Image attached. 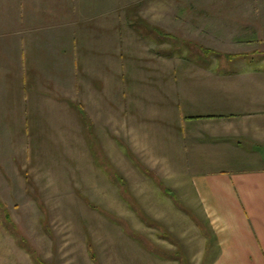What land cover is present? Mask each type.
Wrapping results in <instances>:
<instances>
[{
	"label": "crops",
	"instance_id": "0c3cea01",
	"mask_svg": "<svg viewBox=\"0 0 264 264\" xmlns=\"http://www.w3.org/2000/svg\"><path fill=\"white\" fill-rule=\"evenodd\" d=\"M63 2L58 20L54 0H0V218L6 214L13 221L16 215L17 228L0 224L3 237L31 264H50L25 234L20 215H41L53 248L51 216L69 215L67 206L57 213L53 196L64 203L74 194L87 212L111 226L114 259L264 264V33L253 32L264 28V5L236 10L260 12L253 19L232 15L222 25L206 26L240 29L230 37V49L204 47L167 30L157 41L155 32L138 30V23L165 26L138 15L131 20L127 7L115 25L127 29L121 30L125 37L136 32L165 50L176 48L172 38L185 48L159 56L158 85L152 83V67L143 73L140 56L129 49L122 51L120 85L106 87L97 78L103 72L100 57L95 89L78 99L71 88L72 37H65L72 0ZM96 42L105 43L103 32ZM87 43L80 30L74 44L81 47L75 67L82 87L92 75ZM73 132L81 164L88 166L83 179L110 188L111 203L125 205L127 214L106 206L108 200H95L71 177L64 182L68 195L58 194L53 166L58 154L71 157ZM87 233V257L102 264L101 250Z\"/></svg>",
	"mask_w": 264,
	"mask_h": 264
},
{
	"label": "rangeland",
	"instance_id": "374dc122",
	"mask_svg": "<svg viewBox=\"0 0 264 264\" xmlns=\"http://www.w3.org/2000/svg\"><path fill=\"white\" fill-rule=\"evenodd\" d=\"M53 2V0H52ZM55 2V12L58 20H61L59 16H62V7L64 5L63 0H54ZM67 4V1H66ZM264 5V0H72V26L71 29L66 30L67 36L71 35V50H72V77H71V88L73 95L80 99L81 96L84 98L89 95V91L94 90V81L96 80V62L103 61V72L102 75L99 74L97 77L99 80H103L104 84L107 86L117 87L121 83V77H119L118 72L122 74L123 71V50H131L135 55H139L140 59L137 60L142 72H145V66H151L152 69V83L158 85L156 81V76L159 75V68L161 67V60L159 56L165 54L169 51H181L184 49L181 45H175L176 48H170L168 50L163 49L164 46L151 43L148 40L141 38L136 32H130L129 36L122 34V29L116 27L118 21L124 20L125 11L127 7L129 17L132 20L144 18L149 20L151 23L162 24L164 28L159 27H149L148 24L138 23L141 27H136L142 32H155V38L161 41L159 35L163 34V30L176 32L183 37L192 38L199 43H202L204 47L214 46L222 49L232 48L229 43L230 37L234 32H240L238 28L231 27H206L207 25H213L216 23L223 24V20L228 19L232 15H243L248 16L253 19L254 15H259L260 12H238L236 11L239 7H257ZM235 10V12H234ZM127 11V10H126ZM138 11V14H137ZM69 17V13H66ZM138 15V16H137ZM83 20L87 24V27H80L78 21ZM137 25V26H138ZM140 28V29H139ZM85 30L87 35V62L89 67V72L92 74L88 78L87 85L82 87V79L80 70L75 67V59L80 51V45L74 44L75 39L79 36V31ZM103 32L105 43L100 45L96 42V36L98 31ZM262 31L263 29H253L254 31ZM57 41H61L62 30L57 28ZM70 33V34H69ZM102 35V34H101ZM115 40L114 36L118 37ZM252 36L251 34H249ZM100 36V35H99ZM180 40H183L181 38ZM170 40L169 42H171ZM160 44V42H158ZM197 44L196 49L201 48V44ZM67 44V40H66ZM182 44V43H181ZM201 46V47H200ZM103 47V50L101 49ZM196 49H194L196 51ZM156 55V56H155ZM101 57V60H100ZM138 58V57H137ZM113 62L115 64H113ZM118 70V71H117ZM121 76V75H120ZM120 79H118V78ZM159 77V76H158ZM90 96V95H89ZM107 99H111V92L107 93ZM80 105V103H78ZM81 107V106H80ZM91 127L89 126V132ZM79 138L76 133L73 132V137L71 140L72 155L69 156H56L57 165L53 168L55 173H53L55 183L58 184V194L62 193L64 196L67 194V188L64 186V182L68 180L69 177L72 178L73 183L78 186L82 185L81 188L89 193L95 200L107 201L106 206L114 208L121 213L127 214V209L125 205H119L118 203H111V192L110 188H99L95 187L83 179V170L87 171L88 166L81 164V150L79 149ZM63 146V145H62ZM64 148V147H63ZM66 149V148H65ZM64 149V150H65ZM63 150V149H62ZM63 150V151H64ZM86 184V185H84ZM106 194L109 197L105 196ZM58 196L54 197L55 203L51 204L53 208L59 209L57 213L63 212L64 207L68 209L69 215H52L51 221L57 232V242L54 243L52 248L49 239L43 233L41 226L39 224L38 216L41 215H20L22 222V228L25 234L28 235L30 240L37 245L40 253L50 262V264H92L91 260L87 257V252L85 248V239L87 232L91 233V237L94 240V244L101 250L102 264H131L133 262L122 261L121 257L114 259L113 253V240H112V228L107 224L102 218H97L90 212H87L85 205L79 202L74 194L69 195V197L64 198V203H59ZM77 205V208H76ZM9 218L8 215H2V220L0 218V224L6 225L7 229L15 228V222ZM1 217V215H0ZM88 218L92 221L91 224H84V219ZM0 225V226H1ZM88 225V226H87ZM171 228L173 226L169 225ZM17 229V228H15ZM89 230V231H88ZM145 230V229H143ZM0 232V264H31L29 259L25 254H22L16 249L13 242L5 236L3 237ZM191 237V235H189ZM163 245L165 244L162 242ZM166 245V244H165ZM54 249V251H53ZM174 264L173 262H170ZM147 264H150L148 262ZM151 264H156L152 262Z\"/></svg>",
	"mask_w": 264,
	"mask_h": 264
},
{
	"label": "trees",
	"instance_id": "16d2710c",
	"mask_svg": "<svg viewBox=\"0 0 264 264\" xmlns=\"http://www.w3.org/2000/svg\"><path fill=\"white\" fill-rule=\"evenodd\" d=\"M154 39H155V40H157L155 37H154ZM171 39H172V38H170V39L168 38V40H171ZM157 41H158V40H157ZM175 41H176L175 39H172V41H171V42H169V43H170L171 45H172V44H176V42H175Z\"/></svg>",
	"mask_w": 264,
	"mask_h": 264
}]
</instances>
